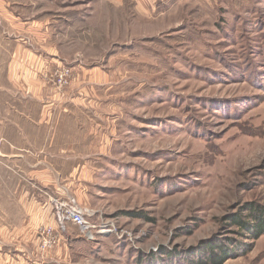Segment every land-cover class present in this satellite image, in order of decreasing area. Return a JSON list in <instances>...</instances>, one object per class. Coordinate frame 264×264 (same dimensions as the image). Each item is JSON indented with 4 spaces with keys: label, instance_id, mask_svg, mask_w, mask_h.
Returning <instances> with one entry per match:
<instances>
[{
    "label": "rangeland",
    "instance_id": "374dc122",
    "mask_svg": "<svg viewBox=\"0 0 264 264\" xmlns=\"http://www.w3.org/2000/svg\"><path fill=\"white\" fill-rule=\"evenodd\" d=\"M0 86L1 138L52 141L58 157L32 178L20 165L27 212L0 165L4 264L29 235L57 249L47 200L79 237L48 264H201L208 245L233 251L223 264H264V236L233 220L264 211V0H0ZM57 201L114 228L62 229Z\"/></svg>",
    "mask_w": 264,
    "mask_h": 264
},
{
    "label": "crops",
    "instance_id": "0c3cea01",
    "mask_svg": "<svg viewBox=\"0 0 264 264\" xmlns=\"http://www.w3.org/2000/svg\"><path fill=\"white\" fill-rule=\"evenodd\" d=\"M11 72H9L10 74ZM18 78V77H17ZM12 80H14V75L11 78ZM19 80V79H18ZM30 90L34 89V87H30ZM36 94H40L41 92V88L39 89V87H36ZM39 90V91H37ZM0 94H1V86H0ZM34 94V95H36ZM40 99V97H39ZM45 100V99H44ZM43 100V101H44ZM20 115H22L23 117H25L26 119H29V115L25 114V113H21ZM2 126V120H1V115H0V129ZM10 127H12V129L19 135H23L25 134V129L23 130V128L20 125H17L13 122L10 123ZM36 128L41 127L40 125L35 124ZM52 147V141L49 143V141L46 142H33L32 140H6V139H2L0 136V165L4 164L6 165V168L8 170H10L11 173H9L8 171H6V175L10 176L8 179H6V181L11 180V177L14 178V187L13 189H8L7 191L9 192V196H14L16 194H23L25 196L24 200L25 203L24 205H19L17 207L18 210L20 211H25L27 212V195H30L32 193V189L31 187H28L26 182H27V166L24 168V170H22L20 168V165L22 164H28V174L30 176V178L33 177V167H32V163H36V164H47V163H53L56 162L53 159L54 158H58L57 155H50V150L49 148ZM16 169H18L19 171L17 172ZM22 170V171H20ZM36 176L39 177H43V182L41 183L42 186L52 190H58L59 187V182H60V175L57 171H53L50 170L49 168H43V169H38L36 171ZM25 179H24V178ZM24 179V181H23ZM18 180V181H17ZM32 180V179H31ZM17 181V182H16ZM10 184V183H9ZM8 187H12L11 185H8ZM43 187V188H44ZM2 184H1V175H0V195L2 192ZM6 188V186H5ZM52 193L54 194H59L58 191H55ZM6 195H8L5 192ZM52 195V194H51ZM56 196V195H55ZM31 198V196H28ZM50 201V200H49ZM47 200L46 204H43L41 207V210L43 211L42 214V219L40 220L41 224L45 225V226H52L53 229H55V234H57L58 236V240H59V246L62 247H57V249H54L53 252H47L45 251V253L40 252L38 245H39V241L33 237L32 235H29L28 239H29V243H27V237L24 238V240L26 241L25 246L21 247V243L20 247L18 249H16L19 253L17 256L18 260H22L20 262H16L17 260H14L12 264H48V262L50 261H54L60 257H62V254L64 255V249L66 250V246L67 248L71 247L74 243H78L79 242V237L75 236L73 233H70L67 229L61 230L59 229V226L57 224V222L55 221V218L51 212L52 210V204L51 201L49 202ZM49 206V207H47ZM32 205L31 203L28 204V209H31ZM14 209H12L13 211ZM7 211L4 209H1L0 207V212H4ZM26 219V217H25ZM24 221H22L24 223L23 228L30 230V228H32L33 223L31 222L32 219H26ZM5 226V225H4ZM11 226V225H10ZM15 227V226H14ZM32 232V230H31ZM31 234V233H29ZM3 250L0 249V256L2 255ZM6 255V254H4ZM7 257V256H6ZM21 257V258H20ZM1 259V258H0ZM1 261V260H0ZM0 264H4L2 261L0 262Z\"/></svg>",
    "mask_w": 264,
    "mask_h": 264
},
{
    "label": "built area",
    "instance_id": "2783aa9c",
    "mask_svg": "<svg viewBox=\"0 0 264 264\" xmlns=\"http://www.w3.org/2000/svg\"><path fill=\"white\" fill-rule=\"evenodd\" d=\"M64 72V73H62ZM63 75L67 76V72L61 71L60 74L57 75V78L59 77L58 83L63 86L67 84V81L63 79ZM56 209V217L58 220V223L62 229L65 228L66 223H72L75 226L79 227L82 233L87 234L91 236L90 238L93 239L95 235L99 234H105L114 228L111 225L107 224H102L97 230V226H93L92 223L90 222L91 215L88 211H85L78 206H76L74 203L68 204V203H60L59 201ZM50 236L53 235L52 230L50 229L49 231ZM52 241L46 242L45 247L52 246L51 244Z\"/></svg>",
    "mask_w": 264,
    "mask_h": 264
},
{
    "label": "trees",
    "instance_id": "16d2710c",
    "mask_svg": "<svg viewBox=\"0 0 264 264\" xmlns=\"http://www.w3.org/2000/svg\"><path fill=\"white\" fill-rule=\"evenodd\" d=\"M257 215H253L248 223H243L242 220L233 219L235 224L241 225L245 230L249 231L251 238L255 240L260 239L262 236H264V211ZM219 246L220 245H208L203 251L207 256L205 259H203V261H201V264H223L227 257L230 256L229 252L233 251L227 250L226 247L224 248L223 246ZM217 249L219 250V252ZM203 252L198 254H202Z\"/></svg>",
    "mask_w": 264,
    "mask_h": 264
}]
</instances>
